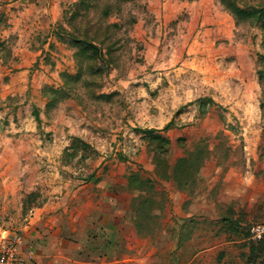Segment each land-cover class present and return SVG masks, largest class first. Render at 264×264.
<instances>
[{
	"label": "rangeland",
	"instance_id": "rangeland-1",
	"mask_svg": "<svg viewBox=\"0 0 264 264\" xmlns=\"http://www.w3.org/2000/svg\"><path fill=\"white\" fill-rule=\"evenodd\" d=\"M190 1L39 0L31 26L0 0V158L25 180L0 227L103 181L130 195L120 254L264 264V0Z\"/></svg>",
	"mask_w": 264,
	"mask_h": 264
},
{
	"label": "crops",
	"instance_id": "crops-1",
	"mask_svg": "<svg viewBox=\"0 0 264 264\" xmlns=\"http://www.w3.org/2000/svg\"><path fill=\"white\" fill-rule=\"evenodd\" d=\"M28 1L29 15L25 22L32 26L38 19L34 12H38L40 3ZM20 166L18 160L0 158V214L22 209L25 180L20 177L24 172ZM34 177L33 174L31 188L36 190L40 180ZM110 185L106 190L103 181L102 184L81 183L75 188L67 181L59 187L52 186L45 200L32 207L31 216L20 225L0 228L19 231L24 238L23 249L32 246L41 264H145L134 253H119L121 245L128 249L133 245L129 233L124 237V231L129 230L127 215L132 208L130 195L121 197L114 185Z\"/></svg>",
	"mask_w": 264,
	"mask_h": 264
},
{
	"label": "built area",
	"instance_id": "built-area-1",
	"mask_svg": "<svg viewBox=\"0 0 264 264\" xmlns=\"http://www.w3.org/2000/svg\"><path fill=\"white\" fill-rule=\"evenodd\" d=\"M23 246L24 238L19 231L0 228V264H41L34 248Z\"/></svg>",
	"mask_w": 264,
	"mask_h": 264
},
{
	"label": "trees",
	"instance_id": "trees-1",
	"mask_svg": "<svg viewBox=\"0 0 264 264\" xmlns=\"http://www.w3.org/2000/svg\"><path fill=\"white\" fill-rule=\"evenodd\" d=\"M76 139V141L78 140L82 145H84V146H88L89 144L87 143V142H85L83 139H81V138H77V137H75ZM71 146H72V143H71ZM69 147H70V145H69ZM260 239V238H259Z\"/></svg>",
	"mask_w": 264,
	"mask_h": 264
}]
</instances>
